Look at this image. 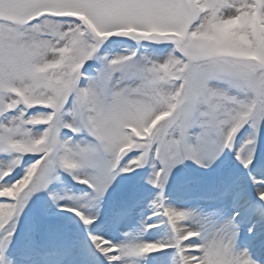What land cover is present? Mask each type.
Instances as JSON below:
<instances>
[{
  "label": "snow or ice",
  "instance_id": "obj_1",
  "mask_svg": "<svg viewBox=\"0 0 264 264\" xmlns=\"http://www.w3.org/2000/svg\"><path fill=\"white\" fill-rule=\"evenodd\" d=\"M0 264H264V0H0Z\"/></svg>",
  "mask_w": 264,
  "mask_h": 264
}]
</instances>
